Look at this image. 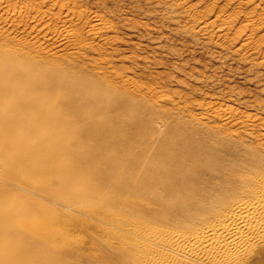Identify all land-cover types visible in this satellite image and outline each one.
Masks as SVG:
<instances>
[{
  "label": "rangeland",
  "instance_id": "rangeland-1",
  "mask_svg": "<svg viewBox=\"0 0 264 264\" xmlns=\"http://www.w3.org/2000/svg\"><path fill=\"white\" fill-rule=\"evenodd\" d=\"M5 58L21 69L79 76L109 95L96 111L98 123L80 121L86 135L68 129L72 160L98 164L114 147L113 155L127 148L120 161L129 166L144 153L143 170L159 149L179 148L190 132L221 174L239 176L236 183L264 181V0H0ZM50 132L36 125L33 135ZM106 141L113 145L103 153ZM20 163L24 169L11 177L0 163V264H12L8 257L26 264H52L56 257L64 264H148L152 248L136 231L147 224L189 230L172 209L166 213L171 222L154 218L161 206L129 193L127 204L116 205L118 219L128 221L116 225L103 217L108 205L97 207L96 198L91 203L83 180L52 170L34 181L27 163ZM96 181L100 192H108L100 177ZM210 184L221 182L204 185ZM137 214L151 219L138 225ZM60 236L61 245L55 242ZM252 252L213 264H252Z\"/></svg>",
  "mask_w": 264,
  "mask_h": 264
},
{
  "label": "bare ground",
  "instance_id": "bare-ground-1",
  "mask_svg": "<svg viewBox=\"0 0 264 264\" xmlns=\"http://www.w3.org/2000/svg\"><path fill=\"white\" fill-rule=\"evenodd\" d=\"M4 60L0 59V111L5 112L0 114V163L6 175L15 176L20 168L24 169L25 164L22 167L20 163L23 159L27 163V171L34 176L33 179L42 177L52 170L62 173L69 179H81L86 183L85 191L89 195V200H92L91 203L95 204V200L98 199L97 207L108 205L110 212L106 211L105 216L102 215L103 217L107 215L106 219L116 225H123L128 221V219H118L119 207L116 206L130 201L132 196L124 194H135L138 197L147 195L149 199H146L149 202L158 203L161 208L159 212L154 211L152 215L154 218L169 219L168 221L171 222L172 219L168 218L167 212L172 209L177 221L189 230L162 231L147 224L141 227L140 231H136L143 239L144 235L148 237L145 236L146 241L148 240L146 245L152 248L154 254L148 264H213L222 258H232V260L241 258L250 251H253L255 256L252 264H263L264 181L254 185L253 182L242 178L236 183L239 176L232 175L234 177L230 179L225 174H221L217 170L220 167L215 168L213 162L215 160L211 159L210 155L208 157L199 142L196 143L188 137L190 132H186L187 137L184 138L185 134L182 136V143L178 141L182 144L181 146L178 143L179 148L175 146L173 151L167 147L159 149L156 155L147 161L143 170H139L138 164L144 153L133 157L129 166H124L126 160H120L131 150L122 148L123 153L120 151V154L113 155L112 152H115L116 148L112 146L115 150L109 152L112 143L109 144L108 141L102 143L100 149L103 153H106L107 149L111 154H104L102 162L95 164L92 162L94 159L91 161L90 158H86L90 161L82 162L72 160L70 154L74 148L69 144L70 136H73L70 135L71 131L76 135H84L80 121L84 118L89 122L94 121L96 115L106 107L101 101L108 99L109 95L95 88L97 85L93 87L85 84L79 80L81 78L79 76L60 73L58 70L59 73L37 71L41 67L37 69L36 66L23 65L21 69L20 62L19 65H15L16 60L14 64L11 60L6 62ZM91 95L99 96L92 98ZM58 97L62 98L60 103L55 101ZM36 125L43 129H51V132L45 133V136H34L33 130L35 131ZM81 125L83 126L82 123ZM69 128H71L70 132ZM44 147L47 149L43 150ZM55 151L59 153L58 156ZM85 155L88 156V153ZM98 177H100L98 182L102 186L106 185L108 192H100L96 188ZM214 179H218L221 184L218 186L210 184V187H207L209 184L204 185L206 182L212 183ZM172 214L170 213L171 216ZM139 215H136L140 217L136 220L138 225H142L146 218L151 219L150 216ZM62 237L55 239V242L58 244L64 242ZM11 258L7 259H10L12 264H26ZM53 260L52 264H64L63 260L57 257Z\"/></svg>",
  "mask_w": 264,
  "mask_h": 264
}]
</instances>
